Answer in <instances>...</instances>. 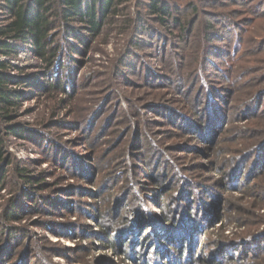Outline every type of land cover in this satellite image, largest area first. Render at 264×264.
<instances>
[{
  "label": "rangeland",
  "instance_id": "1",
  "mask_svg": "<svg viewBox=\"0 0 264 264\" xmlns=\"http://www.w3.org/2000/svg\"><path fill=\"white\" fill-rule=\"evenodd\" d=\"M119 1L89 50L76 40V55L64 50L62 73L48 75L30 49L10 60V89L21 93L0 128L19 134L4 135L11 165L0 190V253L8 264L256 263L264 258V0L244 8L172 0L185 13L174 17L196 26L188 43L150 14L149 0ZM57 78L67 94L50 92ZM200 110L208 118L195 119ZM11 204L16 221L2 216ZM97 210L116 229L112 245L92 234L103 230ZM8 227L19 229L16 246Z\"/></svg>",
  "mask_w": 264,
  "mask_h": 264
},
{
  "label": "trees",
  "instance_id": "2",
  "mask_svg": "<svg viewBox=\"0 0 264 264\" xmlns=\"http://www.w3.org/2000/svg\"><path fill=\"white\" fill-rule=\"evenodd\" d=\"M255 1L256 0H235L233 2H235L234 4L244 8ZM119 3V0H0V10L2 11L0 14V113H2V111H6V114H8L12 108H17V103L20 99L21 91L10 89L12 78L9 70L11 69L10 60L12 58L19 57L22 50L30 49L32 54L40 62L43 70H45L48 75L62 73L65 69V65L63 64L64 62L62 63L61 61V56L64 54V50H69L74 55L77 54V48L70 44L73 40L81 43L87 50H89L93 41L97 37L102 36L105 30L111 26L113 21L117 18ZM212 3L214 5L213 0ZM147 4V8L151 15H158L159 20L164 25H177L182 29L183 34H181V40H184V43L189 42V39L187 38L189 37V30L191 29L190 33H192V31H195L196 26L193 24L192 28H190L192 25L190 20L188 23H183V21H179L177 15L174 17V14H176L175 11L178 10L179 5L176 3L174 5L172 0H149V3ZM257 4L263 6L260 1H257ZM192 11L194 13L193 16L198 14L197 7H195ZM172 12L173 15L171 16ZM177 12L182 13L183 15L185 14L184 11L181 12L178 10ZM235 14H239V11L235 12ZM220 15L222 14H217L216 16L221 17ZM232 15H234V13L226 15L224 18L232 17ZM166 17L171 18V21H167ZM249 24H251V22ZM213 30V27H209V30L205 31V38H207L206 34H208V32L211 33ZM83 33H85V35H83ZM210 33L208 34L209 36ZM212 41L213 39L209 38V42L211 43ZM60 43L66 44L62 45ZM209 48V45L207 47L206 45L204 46V49L207 52H209ZM126 58L129 57L126 56ZM204 62L207 64V61ZM200 64L202 66V63ZM67 76L69 77V75ZM177 77L179 80L183 79L180 73ZM68 80L71 81L72 78ZM64 86L65 83L62 82V79L57 78L51 86L50 92L53 94L59 92L60 94H67V90L64 89ZM68 94L71 98V94ZM60 105L62 108V106H66V103L61 102ZM63 108L66 109V107ZM201 111L204 112V110H200V113ZM202 116L203 117L198 118L195 117V119L201 120V118H208L206 117V114ZM193 127L196 128L197 126L194 124ZM10 131L11 132L8 131V133H5L0 128V190L6 186V176L9 173L8 168L11 165L10 155L8 153L4 135L12 136L19 134L14 128H11ZM252 151V153L256 154L257 150L254 148ZM252 153L246 157L248 160L254 158V154L252 155ZM103 156L104 153L99 155L100 158ZM245 170L246 167L242 169L240 165L237 171L238 181L239 178L241 179L245 174ZM17 175L22 177L24 180H27V177L22 175V173H17ZM20 184L21 183H17V187H19ZM257 188L261 192L264 191V187L260 184H257ZM127 189H130V187H127ZM103 193L104 190L102 194ZM125 195H127L126 192ZM129 198L130 196L127 195V200ZM16 205L11 204L3 211L2 216L7 221L17 220L19 213ZM109 211L111 212V208ZM96 212L97 215L94 219L99 220L98 222L103 230L100 233L92 234L94 237H97V235L102 237L100 240L109 245L114 244L115 241H112V239L116 236V229L112 226L102 224L100 221L101 211L97 210ZM110 212L108 214H110ZM139 215L143 216V213L138 214V216ZM142 221H144V219H140L139 222ZM123 224L124 228L130 225L129 222L125 221V218H123ZM252 228H255L253 232L259 233L260 229H256L258 228V223L253 225ZM8 229L11 233L7 241L10 240L12 242L10 243L11 247L16 246L20 241V235L18 233L19 229H14L13 227H8ZM132 239L135 240L136 238ZM117 241L118 240L116 239V242ZM130 242V240H127L124 245L127 246ZM135 242L137 241H134L133 244ZM2 244L3 241L0 242V245ZM253 258L256 260V263L254 264H264V258ZM6 259V264L9 262L11 263L13 260L7 257L5 252L0 253V264H3ZM24 262V264H31L27 259ZM35 264L40 263L37 261Z\"/></svg>",
  "mask_w": 264,
  "mask_h": 264
}]
</instances>
